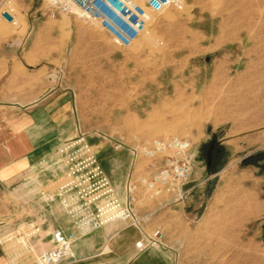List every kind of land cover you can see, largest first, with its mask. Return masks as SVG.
<instances>
[{
	"label": "rangeland",
	"instance_id": "rangeland-1",
	"mask_svg": "<svg viewBox=\"0 0 264 264\" xmlns=\"http://www.w3.org/2000/svg\"><path fill=\"white\" fill-rule=\"evenodd\" d=\"M78 13L63 12L53 0H0V53L21 59L4 62L7 78L30 72L72 89L77 133L70 138L85 136L97 153L107 145L114 155L117 143L140 149L136 180L181 155L167 148L146 157L142 146L189 141L192 174L183 199L140 187L137 212L172 214L170 230L182 214V228L202 231L194 242L185 237L186 255L198 251L200 262L264 264L257 201L260 189L264 198V0H183L152 15L127 49ZM212 142L223 148L218 166H208ZM59 147L50 182L32 179L3 195L10 209L24 208L17 219L5 217L13 223L8 234L24 235L37 253L52 244L54 229L46 233L30 220L27 207L42 199L62 208L54 194L64 172Z\"/></svg>",
	"mask_w": 264,
	"mask_h": 264
},
{
	"label": "crops",
	"instance_id": "crops-1",
	"mask_svg": "<svg viewBox=\"0 0 264 264\" xmlns=\"http://www.w3.org/2000/svg\"><path fill=\"white\" fill-rule=\"evenodd\" d=\"M7 60L21 59L14 54L0 53V264H10L1 241L13 223L5 217L10 213L17 219L24 211L23 205L10 209L3 195L11 189H22L32 179L41 186L50 182L56 172L54 152L77 133L73 113L75 92L53 83L48 76L39 78L30 72L9 80L4 63ZM109 149L107 145L101 148L98 158L114 187L122 194L123 183L131 170L130 156L125 149L110 155ZM262 193L260 189L257 201L264 219ZM27 210V215L32 216L30 220L40 224L46 233L56 228L70 229L69 217L57 202L38 199ZM143 216L147 232L161 230L163 244L139 248L136 243L141 234L135 227L112 222L76 240L71 254L61 264H216L214 260L200 262L198 251L186 255L189 241L185 237H191L190 242H194L195 237L202 236V231L182 228V214L175 215L173 230L166 228V222L173 220L172 214ZM51 245L47 242L40 249ZM217 264L242 263L227 260Z\"/></svg>",
	"mask_w": 264,
	"mask_h": 264
},
{
	"label": "built area",
	"instance_id": "built-area-1",
	"mask_svg": "<svg viewBox=\"0 0 264 264\" xmlns=\"http://www.w3.org/2000/svg\"><path fill=\"white\" fill-rule=\"evenodd\" d=\"M65 13H72L75 8L98 22L101 30L120 48H129L148 28L152 15L159 16L172 7H180L183 0H53ZM189 141L172 138L157 141L149 148L142 146V153L151 157L162 153L167 148L174 149L181 155L168 159L164 165H158L152 174L135 179V165L141 151L138 148L117 143L115 149H127L131 155V170L128 173L119 194L114 187L98 153L89 144L85 136L65 140L57 151L64 172L63 181L54 191L63 210L70 220V229L63 231L56 228L51 232L52 245L39 253L25 240L24 235L5 236L1 244L10 264H61L71 254L73 243L112 222H123L135 227L141 234L137 247L163 244L160 229L147 232L144 216L135 208L137 191L140 187L154 189L161 195L166 191L175 192V200L183 199L182 186L192 174V163L187 155ZM16 235V237L14 236ZM21 235V234H20ZM14 236L12 242H8ZM15 244V245H14ZM14 245V246H13Z\"/></svg>",
	"mask_w": 264,
	"mask_h": 264
},
{
	"label": "flooded vegetation",
	"instance_id": "flooded-vegetation-1",
	"mask_svg": "<svg viewBox=\"0 0 264 264\" xmlns=\"http://www.w3.org/2000/svg\"><path fill=\"white\" fill-rule=\"evenodd\" d=\"M222 152L223 148L218 146L215 142H212L207 151L208 166H218L221 161L220 156L222 155Z\"/></svg>",
	"mask_w": 264,
	"mask_h": 264
},
{
	"label": "bare ground",
	"instance_id": "bare-ground-1",
	"mask_svg": "<svg viewBox=\"0 0 264 264\" xmlns=\"http://www.w3.org/2000/svg\"><path fill=\"white\" fill-rule=\"evenodd\" d=\"M73 12H75V13H78V12H79L78 14H80V16H83V14L81 13V11H80L79 9H77V8H75V9L73 10ZM164 12H165V11H164ZM135 41H136V40H134L133 43H134ZM133 43H132V44H133Z\"/></svg>",
	"mask_w": 264,
	"mask_h": 264
}]
</instances>
